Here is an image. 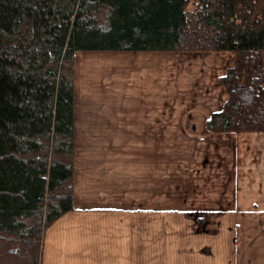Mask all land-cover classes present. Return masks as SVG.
I'll use <instances>...</instances> for the list:
<instances>
[{"label": "crops", "instance_id": "obj_1", "mask_svg": "<svg viewBox=\"0 0 264 264\" xmlns=\"http://www.w3.org/2000/svg\"><path fill=\"white\" fill-rule=\"evenodd\" d=\"M107 54L140 74L127 95L75 94L74 209L45 231L41 264H264V132L206 128L234 54L197 56L206 76L170 93L163 52Z\"/></svg>", "mask_w": 264, "mask_h": 264}, {"label": "trees", "instance_id": "obj_2", "mask_svg": "<svg viewBox=\"0 0 264 264\" xmlns=\"http://www.w3.org/2000/svg\"><path fill=\"white\" fill-rule=\"evenodd\" d=\"M78 52L233 53L206 128L264 132V0H0V264L74 209Z\"/></svg>", "mask_w": 264, "mask_h": 264}, {"label": "rangeland", "instance_id": "obj_3", "mask_svg": "<svg viewBox=\"0 0 264 264\" xmlns=\"http://www.w3.org/2000/svg\"><path fill=\"white\" fill-rule=\"evenodd\" d=\"M194 4L195 3L189 4V10L194 9V6H195ZM107 53H111V52H106V54L104 52H78L76 54L77 83H76L75 94L79 93L78 90H81V88L83 90L84 88L85 89L87 88V90L90 89L89 92L93 93L94 89H92L93 87L92 85H90L91 82L95 83L97 93L104 94L105 96H109L110 94H115V93L117 94L123 93L124 95H127L130 93V92L128 93L126 92L125 85H123V87L122 86L120 87V85L126 84L128 81H132L133 79L138 78L140 73H138V71H130V69L128 68L121 70L120 64H117L118 66L117 68V66L113 62V54H107ZM213 53H216V52H163V54L166 55V63H167V67H165L166 68L165 79H166L167 93H170V89H172L175 85L174 83L181 84L182 82H185V81L187 82L195 81L199 77L202 78V76L205 77L206 76L205 75L206 66L202 64L205 61L199 57L198 58L196 57L197 56L201 57L203 54L209 55ZM222 57H225L224 59H222V62H228L231 59L230 56L227 54L222 55ZM194 58L197 59V62H195L196 59ZM142 63L144 64L146 62L143 61ZM146 64L148 65V66L146 65L147 68H150L149 64L148 63ZM160 64H163V63H160ZM100 67L101 69H99ZM190 69H193L192 71H196L195 74L190 75L189 74ZM143 72H147V71H143ZM78 81L80 82V84L78 83ZM82 81L86 83V87L84 86L85 84ZM140 81L142 80H139V82ZM187 88H189V86H187ZM167 184H168L167 185L168 188L172 187L170 180L167 181ZM171 194H172L171 191H167V195H171ZM171 199L172 197L167 198L165 200L167 202L166 204H168V201H170ZM167 206H170V205H167ZM260 217L264 219V215ZM204 231L205 230L203 229L199 233L204 232ZM216 231H217V234L221 233L218 230ZM186 232H190V230L187 229ZM183 238L188 239L187 236H184Z\"/></svg>", "mask_w": 264, "mask_h": 264}]
</instances>
